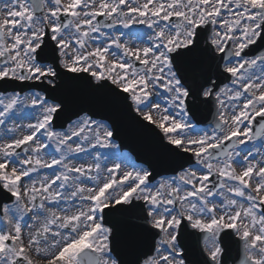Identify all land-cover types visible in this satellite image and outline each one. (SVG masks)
Segmentation results:
<instances>
[{"label": "snow or ice", "instance_id": "6c2138e0", "mask_svg": "<svg viewBox=\"0 0 264 264\" xmlns=\"http://www.w3.org/2000/svg\"><path fill=\"white\" fill-rule=\"evenodd\" d=\"M0 264H264V0H0Z\"/></svg>", "mask_w": 264, "mask_h": 264}, {"label": "water", "instance_id": "95a60500", "mask_svg": "<svg viewBox=\"0 0 264 264\" xmlns=\"http://www.w3.org/2000/svg\"><path fill=\"white\" fill-rule=\"evenodd\" d=\"M109 115H111V113H109ZM113 118L117 120V123L119 124V127L122 131L121 138L118 140L121 143L122 148L128 149L136 157H139V161L142 163L151 160L153 158L151 140L148 139L144 133L135 129L128 121L117 116H113ZM160 171L163 175L172 174L170 171H164L163 169ZM158 178L159 177H157V179ZM121 223L122 226L127 227L129 223H134V221L123 220Z\"/></svg>", "mask_w": 264, "mask_h": 264}, {"label": "rangeland", "instance_id": "374dc122", "mask_svg": "<svg viewBox=\"0 0 264 264\" xmlns=\"http://www.w3.org/2000/svg\"><path fill=\"white\" fill-rule=\"evenodd\" d=\"M140 30H143V29H140ZM159 179V178H158Z\"/></svg>", "mask_w": 264, "mask_h": 264}]
</instances>
